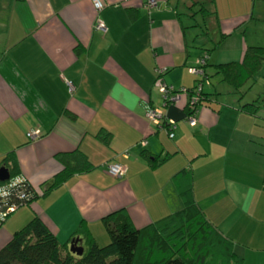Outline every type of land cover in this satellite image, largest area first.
Returning <instances> with one entry per match:
<instances>
[{"label": "crops", "instance_id": "obj_1", "mask_svg": "<svg viewBox=\"0 0 264 264\" xmlns=\"http://www.w3.org/2000/svg\"><path fill=\"white\" fill-rule=\"evenodd\" d=\"M158 1L148 13L140 2L100 0L105 8L98 13L93 0H0V169L14 152L23 175L39 187L61 170L58 154L79 149L95 167L12 212L0 228V250L37 216L61 245L76 238L82 223L107 245L102 221L114 212L124 210L143 229L179 211L173 179L191 170L197 203L235 242L244 264H264V108L254 118L236 96L228 105L218 99L220 111L212 110L216 104L199 108L190 128L196 135L190 134L184 93L195 87L193 70L204 55L192 51L200 37L189 40L183 16L189 20L202 0ZM226 1L216 0L219 40L230 37L209 53L211 64L243 60L250 21L264 35V0L252 1V17L233 20L219 17ZM238 6L233 1V12ZM162 84L181 92V101L164 106ZM261 93L264 67L244 101ZM150 108L162 110L174 131L159 129L147 117ZM227 111L233 133L224 134ZM102 130L112 134L110 146L96 138ZM36 131L39 138L30 139ZM144 152L169 159L153 169ZM108 164L123 166L125 175L111 177Z\"/></svg>", "mask_w": 264, "mask_h": 264}, {"label": "trees", "instance_id": "obj_2", "mask_svg": "<svg viewBox=\"0 0 264 264\" xmlns=\"http://www.w3.org/2000/svg\"><path fill=\"white\" fill-rule=\"evenodd\" d=\"M192 7L190 11L193 14H188L187 17L197 21V15L200 14L205 23L210 21V27L218 30L216 0H202L198 3L196 12ZM186 29L183 27V30ZM207 36L210 37L209 34ZM229 37L230 34H222L219 41H214L212 49L206 48L205 45L195 46L205 53L201 60L204 59L206 63L202 67L204 74L196 75L195 87L187 92V117L196 116L201 107L212 109L215 104L217 107L212 110L220 111L223 104L217 99L220 92L213 81V78L218 76L221 77V82L231 88L229 93L241 102L240 110L251 117L259 118V113L264 108V93L257 95V98L250 102L244 100L256 85L263 70L264 47H248L241 62L209 63V53L219 48ZM196 94L199 95V100L192 103ZM65 116L72 121L76 119L75 115L69 112H65ZM96 138L106 146H110L113 139L112 134L105 130L97 134ZM142 156L154 160V163H151L153 169L169 159V156L153 158L148 152H144ZM55 159L61 164V170L39 187L34 186L23 175L16 153H10L3 160L2 168L9 171L10 180L0 181V228L11 215L8 212L4 215L5 209L17 211L31 207L74 176L95 169L79 149L58 154ZM194 181L191 170L177 174L173 184L182 204L181 209L143 229L134 227L124 210L104 218L102 222L109 243L103 247L98 244L89 226L82 223L75 234L84 248L82 256L72 253L68 244L61 245L45 222L38 216L34 217L23 229L15 232L0 250V264H244V259L235 252V242L223 234L197 203Z\"/></svg>", "mask_w": 264, "mask_h": 264}, {"label": "rangeland", "instance_id": "obj_3", "mask_svg": "<svg viewBox=\"0 0 264 264\" xmlns=\"http://www.w3.org/2000/svg\"><path fill=\"white\" fill-rule=\"evenodd\" d=\"M233 1L236 2L237 5H239L237 8L238 9L237 12H233ZM237 1L240 3H238ZM252 1L253 0H229L226 2H220V8H219L221 10V14L219 15L220 19H229V20L232 19L233 20V18L236 17V15H238V16L243 15L244 17H249V16L252 17L253 16V9H252L253 3H252ZM182 3L186 4V1L182 0ZM187 3H189V2H187ZM197 9L198 8H196L195 12L197 11ZM185 12H187V11H185ZM189 14L191 16V14H193V13L189 12ZM256 15H257V13H256ZM183 17H184L183 20H184L185 24L187 25V27H190V29H189V31H190L189 40L192 42V38H194V36H196V35H199V37H200L195 45L191 44L190 46L193 45V47H195L197 45L198 46L205 45L206 48L212 49L214 41L219 40L220 34L216 28L210 27V21H207L205 23V21H203V18L200 14L197 15V21H194L193 19L188 20L186 18V16H183ZM206 33L209 34L210 37H208ZM247 40L249 41V45H251V46L264 47V35L262 32V29L259 30L258 23H256V21H250V23H249V26L247 29ZM255 40H257V42H254ZM192 51H194L195 53H201L202 55H205V53L200 49H194ZM211 53H214V51ZM220 80H221V77H218V76L213 78L215 86L217 87L218 92H220V96H218L217 99H219L224 104L228 105V104L233 102V95H231V93H229L231 91V88L227 84L221 82ZM206 88H208V87L206 86ZM187 128L190 131L191 135H193L194 132L196 135V131L191 130L190 129L191 126L189 124H188ZM222 132L224 134L233 133V115H232L231 111H227L224 119L222 120ZM235 212H236V210L234 209L233 214L237 215V214H235ZM240 212H242V211L240 210ZM243 212H244V210H243ZM235 217L239 218V214ZM29 222H27L25 224V226ZM25 226H22L19 230H21ZM16 231H18V230H16ZM16 231H14L13 233H15ZM242 240H244V238H242ZM248 264H253V263H248Z\"/></svg>", "mask_w": 264, "mask_h": 264}, {"label": "built area", "instance_id": "obj_4", "mask_svg": "<svg viewBox=\"0 0 264 264\" xmlns=\"http://www.w3.org/2000/svg\"><path fill=\"white\" fill-rule=\"evenodd\" d=\"M132 2H140L142 9H145L148 13H150L153 9L158 8L159 6V1L158 0H121L122 4H128ZM94 7L98 13H100L102 10H104L105 6L100 2V0H93ZM97 29L100 31L105 32V27L103 26L102 23L98 24ZM206 61L204 59L199 61L198 66H204ZM195 75H198V70L193 71ZM70 90L72 91L73 86L72 84H68ZM160 93H161V98H162V104L164 106H168L169 104L172 103H177L181 101V92H175V89L173 87L167 86V85H161L160 87ZM187 95V92L184 93ZM199 100V95L196 94L193 98L192 103H196ZM147 117L155 122V124L159 127V129L167 128L168 132L171 133L172 129L175 128V123L169 122V120L166 118V116L163 114L162 110L159 108H151L147 111ZM188 124L192 128L197 127V120L195 116L188 117L187 119ZM168 125V126H167ZM40 133L38 131L32 132L28 134V137L32 140H35L39 138ZM171 138H173V135H171ZM107 171L109 175L113 178H121L125 175V169L123 166L119 164H108L106 165ZM12 213L14 212L13 209H10L6 213Z\"/></svg>", "mask_w": 264, "mask_h": 264}, {"label": "water", "instance_id": "obj_5", "mask_svg": "<svg viewBox=\"0 0 264 264\" xmlns=\"http://www.w3.org/2000/svg\"><path fill=\"white\" fill-rule=\"evenodd\" d=\"M10 180V173L7 169L5 168H1L0 169V181L1 182H6ZM7 209L4 210V212H6ZM78 243H80V239H77L75 241L72 242L71 244V251L72 253L78 255V256H82L84 253V249L82 247L78 246Z\"/></svg>", "mask_w": 264, "mask_h": 264}, {"label": "bare ground", "instance_id": "obj_6", "mask_svg": "<svg viewBox=\"0 0 264 264\" xmlns=\"http://www.w3.org/2000/svg\"><path fill=\"white\" fill-rule=\"evenodd\" d=\"M208 60H209V58H208ZM202 67L203 66H197V67L194 68V70H198V75L199 76H202L204 74V68H202Z\"/></svg>", "mask_w": 264, "mask_h": 264}, {"label": "flooded vegetation", "instance_id": "obj_7", "mask_svg": "<svg viewBox=\"0 0 264 264\" xmlns=\"http://www.w3.org/2000/svg\"><path fill=\"white\" fill-rule=\"evenodd\" d=\"M75 240H77V239L75 238V239H72V240L70 241V244H69L70 247H71L72 242L75 241ZM80 244H81V243H78V246L83 248V246L80 245ZM83 249H84V248H83ZM70 250H71V249H70ZM83 254H84V253H83ZM75 255H76V254H75Z\"/></svg>", "mask_w": 264, "mask_h": 264}]
</instances>
